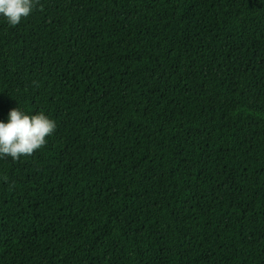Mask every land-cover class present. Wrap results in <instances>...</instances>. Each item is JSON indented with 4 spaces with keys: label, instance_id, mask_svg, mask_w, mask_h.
Here are the masks:
<instances>
[{
    "label": "trees",
    "instance_id": "obj_1",
    "mask_svg": "<svg viewBox=\"0 0 264 264\" xmlns=\"http://www.w3.org/2000/svg\"><path fill=\"white\" fill-rule=\"evenodd\" d=\"M0 264H264V0H40L0 16Z\"/></svg>",
    "mask_w": 264,
    "mask_h": 264
},
{
    "label": "clouds",
    "instance_id": "obj_2",
    "mask_svg": "<svg viewBox=\"0 0 264 264\" xmlns=\"http://www.w3.org/2000/svg\"><path fill=\"white\" fill-rule=\"evenodd\" d=\"M40 0H0V16L10 26L27 18ZM56 131V122L44 113L27 115L19 108L8 114V122H0V159L10 157L19 161L30 157L47 144V138Z\"/></svg>",
    "mask_w": 264,
    "mask_h": 264
}]
</instances>
